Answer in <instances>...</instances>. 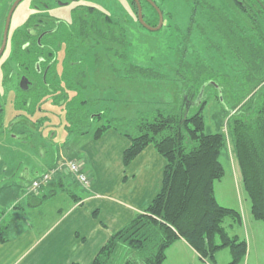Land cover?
I'll list each match as a JSON object with an SVG mask.
<instances>
[{
  "label": "trees",
  "instance_id": "obj_1",
  "mask_svg": "<svg viewBox=\"0 0 264 264\" xmlns=\"http://www.w3.org/2000/svg\"><path fill=\"white\" fill-rule=\"evenodd\" d=\"M187 2L193 13L208 14V22L234 59L233 67H237L242 82L245 81L242 96L232 105L228 136L251 202L252 216L264 228V3L260 0H219V7H216L206 0ZM90 13V19L95 22L81 24L73 35L69 32L61 35L66 43L62 74L61 77L57 75L53 63L43 83L42 102L49 96L51 103L65 106L67 128H72L73 133L93 132L97 139L113 129L127 137L130 146L123 155L124 165L150 145L166 161L160 193L145 213L138 214L109 239L92 264H164L168 249L180 239L204 261L214 262L217 253L228 249L232 255L231 264H239L247 254V243L231 237L224 222L233 218L238 223L240 214L220 205L215 194V184L225 173L220 156L227 136L206 134L202 115L207 103L204 100L206 90L219 88L222 93L225 89L210 79L201 82V77L210 78L211 73L200 64L186 63L181 55L175 72L185 86L182 97L178 95L171 103L137 113L132 119L109 117L111 109H100L94 116L82 109L80 114L73 104L76 98L72 101L66 91L86 88L83 83L86 72L82 68L88 52L97 50L92 44L97 43L100 49L112 52V57L119 60L127 59L125 53L129 45L124 27L112 17H102L93 10ZM102 19L104 23L100 25L98 20ZM60 49L57 47L51 52L50 62L55 60ZM99 57L94 53L96 61ZM131 70L141 76H150L147 69L131 66ZM102 101L111 102L83 100L80 105L86 108L88 103L97 105ZM192 107L198 109L190 115L188 108ZM82 121L90 122L88 129L77 127ZM95 123L96 128H91ZM6 229L0 226V243L8 241Z\"/></svg>",
  "mask_w": 264,
  "mask_h": 264
},
{
  "label": "rangeland",
  "instance_id": "obj_2",
  "mask_svg": "<svg viewBox=\"0 0 264 264\" xmlns=\"http://www.w3.org/2000/svg\"><path fill=\"white\" fill-rule=\"evenodd\" d=\"M157 1L165 15L163 27L157 32H150L141 27L134 20V17H129L128 13L131 16L132 14L125 4L126 0H96L104 8L102 11L106 10L104 12L110 13L120 21L122 20L121 27H124L129 43L125 53L127 59L113 58L112 52L103 49L88 52L82 68L86 72L85 78H83L86 88L80 89V91L68 90L66 94L71 97L72 101L74 97L76 98L73 104L75 109L79 113L81 112L80 114H82V109L87 112L86 114L90 113L92 116L98 114L100 109L104 111L111 109L109 117L132 119L136 117L137 113L147 111L157 105L164 106L178 98V95L183 96L185 86L175 72L181 59L195 66L200 64L207 69L211 73L210 78L203 76L200 81L210 79V82L225 89L222 93L219 88L218 90L216 88V91L214 88L206 90L204 100L207 103L204 105L202 114L205 119L206 134L224 133L227 136V143L220 156L225 173L224 177L215 184V194L220 205L233 209L240 214L238 223L233 218H227L224 222V228L230 236L239 235L247 243L249 242L250 254H252L250 264H255L254 254H264L263 224L255 221L252 216L251 202L244 189L234 147L230 136H228V122L230 116L233 115L231 113L232 105L242 96L241 91L244 89L245 81L242 82L241 75L236 72L237 67H233L234 59L226 45L222 43L219 35L214 31L212 24L208 22V14L193 13L187 0ZM206 1L219 7V0ZM260 1L264 3V0ZM36 2L37 0H24L16 8L8 32V46L0 59V108L3 110L0 116V122H3V126L0 125V177L7 178L0 181V219L2 216L5 219L0 226L5 228L12 221V236L15 235L16 229L23 228L28 223L32 224L38 218L39 213H36V218L33 216L22 218L23 215L21 214V221V219L16 220L18 217L15 219L14 213L16 211H7L10 201L17 199V195L18 197L23 195V191L27 193L29 190L27 186L29 187L32 181L24 185L22 180H18L20 179L17 177L18 163L21 159H26L30 152L27 149L25 153L21 152L23 143L12 136L9 137L10 132L6 130L17 115H22L29 122L37 119V117L46 116L48 120H43L34 131L31 130V127H27L23 131L29 137L26 148L32 150L35 157L38 156L33 149L36 144L52 149L53 143L62 141L66 143L70 138L64 129L68 122L66 118L68 110L65 106L51 103L49 96H46V102L43 104L36 103L35 94L40 93L39 89L34 88L27 94L18 90L16 87V85L18 86L17 72L24 68H16L13 63H9L12 37L19 29L26 26L36 11ZM13 3L14 0H0V47L5 20ZM51 14L69 22L72 19L68 9L51 10ZM94 53L100 55L99 61L94 58ZM181 55L182 58L180 59ZM60 57L62 58V56ZM131 66L149 70L150 76L137 74L131 70ZM62 70L63 65L59 63L56 68L59 77H61ZM186 86L188 87V85ZM77 94L79 96L76 97ZM23 96L25 99L35 100L34 104L36 103V106L42 109L41 112L35 116L33 111L30 113L27 109L28 105L25 106L21 100ZM95 99L111 100V102L102 101L98 102L97 105H94L96 103H88L86 108H81V101ZM197 109L198 107H192L190 110L188 108L189 114L192 115ZM96 123L91 128H96ZM89 126V121H82L77 124L80 129H88ZM18 129L21 132L22 128ZM50 133H55L51 143L39 142L42 135L45 137L44 140H51ZM36 141L37 143H35ZM42 149L44 150V148ZM28 160L35 164L37 169H43V165L42 167L39 165V159L36 160L33 157V160ZM37 175L38 172L36 171V177ZM7 199L6 206L8 207L3 209L1 204ZM57 202L58 200H55L45 205L43 214H49ZM217 254H219V264H224L229 250L226 249ZM247 254H249L248 251ZM261 263L264 264V260H261Z\"/></svg>",
  "mask_w": 264,
  "mask_h": 264
},
{
  "label": "crops",
  "instance_id": "obj_3",
  "mask_svg": "<svg viewBox=\"0 0 264 264\" xmlns=\"http://www.w3.org/2000/svg\"><path fill=\"white\" fill-rule=\"evenodd\" d=\"M67 127L68 123L64 128L70 137L66 143H53L52 149L36 144L33 149L37 157L26 148L29 137H22L21 152L25 153L27 149L30 153L18 163V180L24 185L29 184L58 165L76 162L88 176L90 185L84 187L72 174L59 173L35 194L31 193V185L27 186L28 192L23 191V195L10 201L7 211H16V220L35 217L36 213H39L38 218L35 217L32 224L16 229L14 236L11 235L13 222L8 223V241L0 243V264H92L109 239L138 214L145 213L162 189L166 161L154 146L146 147L124 165L123 155L130 146L127 137L110 129L96 139L93 132L73 133V129ZM50 134L51 140L47 137L48 140H44L42 135L39 142L51 143L55 133ZM33 157L39 159L42 170L28 160ZM6 179L0 177V181ZM55 200L58 202L54 209L44 215V206ZM7 201L1 204L3 209L8 207ZM4 221L2 216L0 225ZM234 237L243 240L239 235ZM247 245L249 254L239 264H250L251 246L249 242ZM218 255L214 262L204 261L180 239L168 249L164 264H219ZM226 255L224 264H231V253ZM254 255L255 264H262L264 254Z\"/></svg>",
  "mask_w": 264,
  "mask_h": 264
},
{
  "label": "flooded vegetation",
  "instance_id": "obj_4",
  "mask_svg": "<svg viewBox=\"0 0 264 264\" xmlns=\"http://www.w3.org/2000/svg\"><path fill=\"white\" fill-rule=\"evenodd\" d=\"M16 1L17 0H14V3L12 4L10 10L12 9ZM23 1L24 0H22L20 3H22ZM138 3L141 6L143 21L147 26H149L150 28L158 27L160 23L159 13H161L164 22V11L162 10L157 0H126L125 4H127L132 14L131 16L128 13L129 17H134V20H136V22L141 27L143 26L139 22V11L137 6ZM35 5L36 11L31 16L26 26L19 29L12 37L10 52L11 58L9 63H13L16 68H24L23 70L17 72L18 86L16 85V87H18V90H20L24 94H27L34 88H36L37 90L39 89L40 93L35 94V98L37 99H35L34 97L33 99L37 100L36 103L39 102L43 104L41 100L44 92L43 83L46 82L48 72L50 71L49 69L53 66V63H55L56 68L58 67L59 63H62V65L64 64V48L66 47V43L62 41L61 35L65 34L66 32H69L70 35H73L75 34L76 29H80L76 27L81 26V24H91V22H95L89 17L91 16L90 10H93V12H97L102 17H112L115 22L119 23L120 26L122 25V20L120 21L119 19L114 18L110 13L104 12L106 10L102 11L104 8H102L101 5L96 2V0H37ZM56 9H68L72 16L71 21L69 22L66 19L63 20L53 16L51 14V10ZM98 23H100V25L101 23H104L103 19L98 20ZM5 25L6 20L4 28ZM7 44L6 47L8 46ZM92 45L96 47L95 49H100L101 47L98 46L97 43H94ZM57 47H61V49L57 51L55 60L53 62H50L49 58L51 56V52L54 51V49L56 50ZM60 56H62V58ZM5 67L8 68L7 65H5ZM24 97L25 96H23L21 100L25 104V106L28 105L27 109H29L30 113L31 111H33V114L35 116V114L41 112L42 109L34 106L35 100H30L29 98L25 99ZM2 112L3 110L2 108H0V116L2 115ZM43 120L47 121L48 118L46 116H44L43 118L37 117V119L29 122L22 115H17L14 117L12 123L9 125V128L6 131L10 132L9 137L12 136L18 141L21 140V142L23 143L22 137H27V133L23 132L25 128L31 127V130L34 131L36 129V126L38 124H41ZM0 125L3 126V122H0ZM20 127L22 128L21 132H19L18 129Z\"/></svg>",
  "mask_w": 264,
  "mask_h": 264
},
{
  "label": "built area",
  "instance_id": "obj_5",
  "mask_svg": "<svg viewBox=\"0 0 264 264\" xmlns=\"http://www.w3.org/2000/svg\"><path fill=\"white\" fill-rule=\"evenodd\" d=\"M59 173L72 174L75 177L76 181L84 187L90 185V180L88 176L82 171L80 165L76 162H69L66 164L58 165L53 170H50L49 172L41 175L32 183L31 191L37 193L42 187L47 186L51 182L52 178Z\"/></svg>",
  "mask_w": 264,
  "mask_h": 264
},
{
  "label": "water",
  "instance_id": "obj_6",
  "mask_svg": "<svg viewBox=\"0 0 264 264\" xmlns=\"http://www.w3.org/2000/svg\"><path fill=\"white\" fill-rule=\"evenodd\" d=\"M22 0H17L15 2V4L13 5L12 9L10 10L9 14H8V17L6 19V25H5V29H4V34H3V41H2V46L0 48V58L1 56L3 55L4 51H5V48H6V44H7V39H8V32H9V28H10V23H11V18H12V15L16 9V7L19 5V3L21 2ZM138 6V11H139V22L140 24L146 28L148 31L150 32H157L161 29L162 27V24H163V18H162V15L161 13L160 14V23L158 25L157 28H150L149 26H147L144 21H143V18H142V10H141V6L140 4L138 3L137 4Z\"/></svg>",
  "mask_w": 264,
  "mask_h": 264
}]
</instances>
